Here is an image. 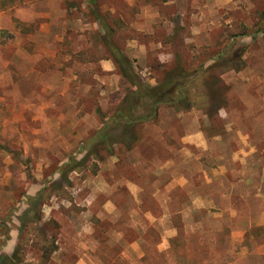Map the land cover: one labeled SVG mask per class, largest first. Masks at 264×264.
I'll list each match as a JSON object with an SVG mask.
<instances>
[{"label": "rangeland", "instance_id": "rangeland-1", "mask_svg": "<svg viewBox=\"0 0 264 264\" xmlns=\"http://www.w3.org/2000/svg\"><path fill=\"white\" fill-rule=\"evenodd\" d=\"M23 1L0 0V7L7 10L0 17V253H10L17 245L19 216L27 209L29 198L57 182L66 184V194L50 191L41 209L40 230L34 233L28 225L23 235L24 240L31 238L21 247L23 258L30 264L40 261L41 238L52 235L57 236L59 250L48 264H75L79 256L90 253L106 264H264V258L251 251L258 246L256 240H250L263 239V226L248 228L243 225L247 221H241L239 229H246V238L239 242L236 239L240 235L232 234L231 217L222 220L216 210H192L188 219L181 214V219L173 222L174 212L181 211L188 199L180 186L170 191L169 201L164 197L172 208L171 224L181 223L183 232L172 249H157L161 234L150 229L148 217L151 212L163 214L161 203L150 191L156 181L157 160L175 159L187 132L200 129L209 142H264V0H233L223 10L209 5L204 11L207 20H191L186 15L184 34L190 49L175 36L173 57L170 52L159 54L163 64L174 65L178 53L194 70L206 58L210 64L222 55L224 41L242 38H238L235 49L240 50L242 44L247 48L242 55L243 68L223 73L224 84L219 85L220 93L227 96L225 107L209 116L202 109L184 111L162 105L154 122L138 127L139 138L131 149L117 143L112 155L101 151L99 160L88 152L87 144L116 116L126 94L140 97L145 86L157 84L162 70L157 66L158 54L130 47L136 75L129 82L95 37L99 25L88 15L87 0H62L59 5L63 11L28 21L16 18L15 9L8 11ZM152 2L137 0V5H129L124 0H100L111 19L123 21L116 42L125 50L129 37L136 35L132 24L137 6ZM24 15L30 13L25 10ZM45 22L52 33L40 32ZM193 25L199 33H193ZM108 62L114 63L113 69L106 67ZM199 87L197 84L194 92ZM164 142L173 149L171 154ZM230 146L237 150L239 144ZM73 160L81 162L82 169L68 172L64 181L60 172ZM167 181L160 178V182ZM130 182L143 187L140 195L131 193ZM216 188L205 190L211 194ZM233 203L242 213L250 209L256 214L251 208L259 202L250 201L249 205L235 198ZM115 204L118 209L110 211ZM52 219L55 223L51 224ZM136 230H146L141 261L129 246L125 257L118 242V234L131 241Z\"/></svg>", "mask_w": 264, "mask_h": 264}, {"label": "crops", "instance_id": "crops-1", "mask_svg": "<svg viewBox=\"0 0 264 264\" xmlns=\"http://www.w3.org/2000/svg\"><path fill=\"white\" fill-rule=\"evenodd\" d=\"M60 1L62 0H25L19 6L16 5L8 11L15 9V17L23 21H28L30 18L47 19L51 17L53 12L63 11V7L59 5V3H62ZM124 1L129 5L131 2L137 5V0ZM231 3H233V0H154V2L149 4H141L137 6L136 22L132 24L136 35L133 36L132 34V37H129L126 53L130 56L128 51L131 48L139 52L144 50L147 54L156 51L158 61L163 64L159 60L161 59L159 54H169L170 52L173 57L172 52L176 48L175 36H180L183 39L184 46L190 49V46L186 44L188 43L186 42L188 38L184 34L186 20L188 19L186 15H189L191 20H207L205 13L207 6L213 5L217 10H223L225 7L230 6ZM25 10L30 13V15H27L28 17L24 15ZM6 12L7 10L4 7H0V17H4ZM47 24V22L41 24L40 32L43 34L52 33ZM193 26V33H199L196 30L197 26ZM113 64L108 62L106 67L113 69L115 66ZM183 141L181 142V151L179 155H176L175 159L167 157L165 160H157L159 165H157L155 172V175H157L156 181L150 191L161 203L158 202L161 205L163 214L151 212L148 216L151 218L149 226L161 234L162 239L161 242L157 243V249H170L169 240L179 233L177 227L171 224L172 214L170 212L172 208L167 205V199L164 198H169V201L170 191L176 186L183 188L188 196L186 206L181 209L184 220L191 217L190 211L192 210H216L217 213L215 214L218 217L221 216L222 220L227 216L231 217L232 234L233 236L235 234L240 235L236 239L239 242H243L246 238V229H239L241 221H247L243 225L248 228L252 226L264 227V142H258L257 144L253 142H209L207 136L200 129L187 132L183 137ZM231 143L239 144L238 149L231 147ZM164 148L170 154L173 152L171 146L166 144V142H164ZM259 154L263 155V159H260L261 155ZM257 157L259 160H257ZM178 158H180V162L177 164L175 160ZM212 160L214 161L213 163ZM181 163L182 168L180 166ZM172 166L174 168L178 167V169H173L171 168ZM162 177H166V180L170 181H167V183L160 182ZM158 183L159 185H157ZM196 183H199V185ZM128 185L134 196L140 195L143 191L141 185L132 182ZM164 186L165 189H163ZM212 186L217 187L211 191V194L215 192L213 195L208 194L205 190V187ZM163 190L166 191L163 192ZM235 198L242 202L246 201L249 205L250 201L259 202L255 209L251 208L257 211L256 214H251L250 209L248 212L242 213L241 208L233 203ZM109 209L113 212L118 207L115 204L113 207L110 206ZM145 232L146 230L144 232L138 230L136 237L131 241L126 240V237L123 236L124 234H118V242L123 245L122 254L125 257L128 256V249L131 248V251L135 252L140 261L142 260L145 256V250L143 249ZM250 240H256L255 243L258 244L254 249H252L253 246L252 248L250 247L251 251L257 253L258 257L264 258V237L261 240L259 237L254 239L252 237ZM252 243L254 244V242ZM243 248L246 249V246ZM56 253L57 251L54 254ZM75 264H106V262L103 258L90 253L83 257L79 256Z\"/></svg>", "mask_w": 264, "mask_h": 264}, {"label": "trees", "instance_id": "trees-1", "mask_svg": "<svg viewBox=\"0 0 264 264\" xmlns=\"http://www.w3.org/2000/svg\"><path fill=\"white\" fill-rule=\"evenodd\" d=\"M87 1L88 15L91 21L99 25V28L94 32L95 37L103 43L105 52L108 54L106 57L112 58L117 64L123 79L126 78L129 82H132L131 78L136 75L133 71L134 61L127 55L125 46L116 42L117 33L124 27L123 21L120 18H117L118 20L114 17L111 19L110 15L102 10L100 0ZM238 38L240 37H236L232 42L224 41L222 55L210 64L206 63L208 60L206 58L205 63L194 70L189 69L183 63L178 53L174 57L176 64L157 65L160 68L162 67V70L158 69L157 84L144 87L143 95L140 96L142 102L139 101L141 98L138 95L136 96L131 92L126 94L117 107L116 116L112 117L105 126L99 129L98 134L87 144L88 152L99 160L102 159L101 151H106L109 155H112L114 146L117 143L131 149L139 138L138 127L145 123L154 122L157 119L159 107L162 105H172L184 111L193 108L202 109L209 116L217 114L221 108L227 105L226 94L223 95L219 91V85L224 84L222 74L232 69L238 71L243 68L242 55L245 54L247 48L242 44L240 50L235 49L236 43L242 39ZM215 69H218V71L214 72ZM191 80L193 81L189 83ZM197 84L201 86L199 87L200 90L194 92ZM81 169V162L73 160L64 165L60 174L65 181L68 172ZM65 187L66 184L64 183L54 182L43 191L29 198L27 209L19 216L21 224L19 241L10 253H0V264H30L23 258L21 253L22 244L31 241V238L23 239L26 226H31L34 233L40 230L38 224L42 219L41 209L48 193L58 191L61 194H66ZM181 214V211L174 212L173 222L175 219H181ZM49 223H55V220L52 219ZM174 226L177 227L179 234L169 240L170 249L177 244L176 242L183 235L180 228L181 223L174 224ZM40 250L41 257L37 264H48L52 259V255L59 250L57 236H43L40 241ZM203 264L213 263L205 262Z\"/></svg>", "mask_w": 264, "mask_h": 264}]
</instances>
